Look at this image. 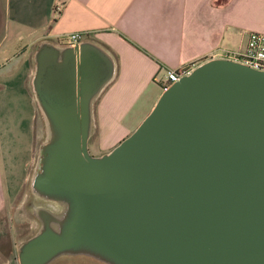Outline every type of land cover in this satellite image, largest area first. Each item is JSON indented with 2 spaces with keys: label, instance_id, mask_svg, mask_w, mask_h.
I'll return each instance as SVG.
<instances>
[{
  "label": "water",
  "instance_id": "obj_1",
  "mask_svg": "<svg viewBox=\"0 0 264 264\" xmlns=\"http://www.w3.org/2000/svg\"><path fill=\"white\" fill-rule=\"evenodd\" d=\"M34 61L46 138L30 180L39 226L18 264H264V70L209 58L92 155V104L112 55L90 39L43 41Z\"/></svg>",
  "mask_w": 264,
  "mask_h": 264
},
{
  "label": "crops",
  "instance_id": "obj_2",
  "mask_svg": "<svg viewBox=\"0 0 264 264\" xmlns=\"http://www.w3.org/2000/svg\"><path fill=\"white\" fill-rule=\"evenodd\" d=\"M250 30L264 32V0H3L0 139L6 140H0L5 146L0 152V264H18L14 250L18 254L19 244L32 234L13 239L18 214L8 209L15 206L11 186L18 184L19 166L12 135L16 126L23 128L25 100L31 107L36 102L32 77L41 42L62 45L66 33L78 31L112 55L114 76L92 104L88 142L100 155L149 113L163 91L167 69L193 68L239 52Z\"/></svg>",
  "mask_w": 264,
  "mask_h": 264
},
{
  "label": "rangeland",
  "instance_id": "obj_3",
  "mask_svg": "<svg viewBox=\"0 0 264 264\" xmlns=\"http://www.w3.org/2000/svg\"><path fill=\"white\" fill-rule=\"evenodd\" d=\"M2 2L3 0H0V7L2 5ZM26 100L23 108L27 114L24 118V121L22 122L23 128L21 129L18 125L15 127V134H13L12 132V139H15V142H13V147H16V149L19 151V166L16 170L18 172V184L15 186H11L12 193L16 194V201L13 203L15 206H11L12 208L8 210H12L13 212L17 211L18 214V216L16 215V228L12 235L13 239L16 242L26 237V235L34 233L39 226L36 217H34V221H30V218L32 216L30 204L35 201V197H33L34 195L30 190V180L37 163V158L39 156V148L46 138L44 120L42 119V115L37 106V103L32 100L33 103L31 107L29 98ZM1 104L2 103L0 102V106ZM31 109L33 110V114H31ZM4 115L5 114H3L2 117H4ZM0 140L3 142L6 140V138L2 137ZM4 148V143H0V152L3 151ZM88 149L92 155H99L97 152V148L94 147L92 141L88 142ZM30 226H32V230L30 229ZM13 255L17 258V249L14 250ZM51 264L105 263L85 255H64L54 260Z\"/></svg>",
  "mask_w": 264,
  "mask_h": 264
},
{
  "label": "built area",
  "instance_id": "obj_4",
  "mask_svg": "<svg viewBox=\"0 0 264 264\" xmlns=\"http://www.w3.org/2000/svg\"><path fill=\"white\" fill-rule=\"evenodd\" d=\"M87 33L69 32L63 36L66 45H74L87 39ZM224 58L237 60L253 68L264 70V32L250 30L246 33V41L243 49L235 53H227ZM192 67L185 66L179 69H167L163 88L177 81L182 75L188 74Z\"/></svg>",
  "mask_w": 264,
  "mask_h": 264
}]
</instances>
